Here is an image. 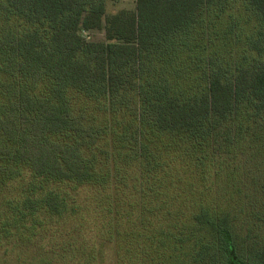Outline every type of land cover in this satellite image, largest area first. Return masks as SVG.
<instances>
[{"label":"trees","instance_id":"16d2710c","mask_svg":"<svg viewBox=\"0 0 264 264\" xmlns=\"http://www.w3.org/2000/svg\"><path fill=\"white\" fill-rule=\"evenodd\" d=\"M2 242L264 264V0H0Z\"/></svg>","mask_w":264,"mask_h":264},{"label":"rangeland","instance_id":"374dc122","mask_svg":"<svg viewBox=\"0 0 264 264\" xmlns=\"http://www.w3.org/2000/svg\"><path fill=\"white\" fill-rule=\"evenodd\" d=\"M135 8V0H106V14L112 15L121 10H134ZM93 39H103V36L100 34L91 35ZM237 229L238 234V251L240 255L247 256L242 252H245L247 249V245L251 246V240H246L245 237V228L241 227ZM253 234V233H252ZM45 249L55 248V242L50 238L49 240L43 241ZM43 253V252H42ZM105 257L106 260L103 261L102 264H112L111 261V252L108 249ZM44 254L42 255L38 248H13L12 245L4 244V242L0 243V264H36L37 262H42ZM241 258V256H240ZM55 260H59L58 257L55 256Z\"/></svg>","mask_w":264,"mask_h":264}]
</instances>
